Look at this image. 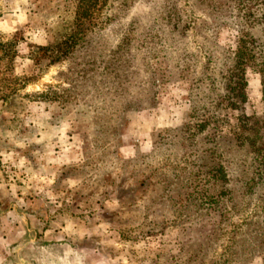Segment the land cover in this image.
I'll return each mask as SVG.
<instances>
[{
    "label": "rangeland",
    "instance_id": "obj_1",
    "mask_svg": "<svg viewBox=\"0 0 264 264\" xmlns=\"http://www.w3.org/2000/svg\"><path fill=\"white\" fill-rule=\"evenodd\" d=\"M83 1L0 23V264H264V0Z\"/></svg>",
    "mask_w": 264,
    "mask_h": 264
},
{
    "label": "crops",
    "instance_id": "obj_2",
    "mask_svg": "<svg viewBox=\"0 0 264 264\" xmlns=\"http://www.w3.org/2000/svg\"><path fill=\"white\" fill-rule=\"evenodd\" d=\"M8 1H12V7L9 9ZM31 0H0V23L5 31L17 30L18 18L27 17ZM18 12H22L18 15ZM0 26V30H1ZM1 256V255H0Z\"/></svg>",
    "mask_w": 264,
    "mask_h": 264
},
{
    "label": "trees",
    "instance_id": "obj_3",
    "mask_svg": "<svg viewBox=\"0 0 264 264\" xmlns=\"http://www.w3.org/2000/svg\"><path fill=\"white\" fill-rule=\"evenodd\" d=\"M81 2H83V3H84V1H83V0H81ZM80 7H81V5H80ZM84 12H85V10H84V11H83V13H82L83 15L85 14ZM83 15H79V18H80V17H83ZM70 42L72 43L73 41H69V40H68V41L64 42V45H65V44H66V45H69V44H70ZM73 43H75V42H73ZM0 46L2 47V44H0ZM1 47H0V49H1ZM241 88H242V90H241V96H243V95H244V92H243V89H244V84L242 85V87H241ZM239 95H240V94H239Z\"/></svg>",
    "mask_w": 264,
    "mask_h": 264
}]
</instances>
